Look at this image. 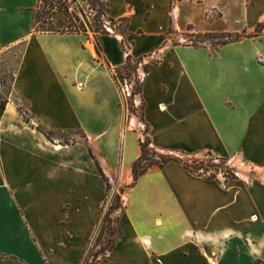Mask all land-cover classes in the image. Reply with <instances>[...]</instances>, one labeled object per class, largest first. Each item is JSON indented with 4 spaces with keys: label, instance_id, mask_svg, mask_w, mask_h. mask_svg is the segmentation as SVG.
I'll use <instances>...</instances> for the list:
<instances>
[{
    "label": "crops",
    "instance_id": "obj_1",
    "mask_svg": "<svg viewBox=\"0 0 264 264\" xmlns=\"http://www.w3.org/2000/svg\"><path fill=\"white\" fill-rule=\"evenodd\" d=\"M104 1L126 34L37 33L40 0H0V78L19 53L0 118V264L83 263L110 199L90 149L110 184L127 188L122 234L100 264H264V28L218 46L171 38L187 25L253 34L264 0H230L242 5L233 31L184 18L199 0ZM222 1L203 19L225 20ZM150 37L162 45L144 48ZM128 55L142 76L140 117L113 75ZM147 128L159 152L211 154L240 174L225 184L170 163L129 188ZM69 133L81 140L55 137Z\"/></svg>",
    "mask_w": 264,
    "mask_h": 264
},
{
    "label": "rangeland",
    "instance_id": "obj_2",
    "mask_svg": "<svg viewBox=\"0 0 264 264\" xmlns=\"http://www.w3.org/2000/svg\"><path fill=\"white\" fill-rule=\"evenodd\" d=\"M83 1L84 0H77L78 4L80 5V8H82L84 12V16L86 17V19L84 18L83 14L79 12L76 6H74V10L78 12V15L80 16L81 21L85 22V26L87 25L86 27L88 29V33H87L88 35L102 34V32L105 30L106 32H109L111 34L113 33L121 34V35L126 34V22L113 23L110 19V15L107 13H106V16H102L99 19L95 18L97 16V13L91 11L89 6H87ZM199 2L201 4L199 6L200 12H202L203 10H207L209 7H212V4H213L212 0H199ZM220 5L225 14V20L223 21L211 22L209 20H205L203 19L202 14L198 11L197 7H192V6L185 5V4L183 5V17L190 18L191 21L200 29L214 30V29L221 28V29H228L230 31L240 29L239 27L241 26L236 25L235 21L236 19L241 17V13L239 12L242 9V5H240L239 3H233L230 0L222 1ZM42 7H43V2L41 1L38 12H41ZM213 15L217 16L219 14L217 12H213ZM96 24H98L100 27L99 33H96V29H97ZM210 35L204 34V33H197L196 31H194L193 26L187 25L184 28H182L181 32H176L173 35H171V38L173 40V43L175 44L192 45L196 47L218 46L219 44L224 43L226 41V39L222 37L221 34L219 35L210 34ZM143 43H144V46H143L144 48H148V49L150 48L153 50V49H158L162 45V40L158 37H150V38L145 39ZM13 53L16 54V51H14ZM18 56H19V53L16 54V56L11 60L10 65L3 69L2 82H5L8 85H10L11 79L13 78L15 74L16 66L18 63ZM132 66L134 68L133 70L134 72L127 70V73H130L131 75L130 79H127L128 82L125 81L124 83H121L119 81V85L121 89L123 88V86L125 89H127L126 85H128L129 87L128 89L130 93L127 99L129 101L133 99L132 94L135 92V89L138 87V85H141V82L139 81L142 80V76L139 75L140 73L137 70L138 68L137 69L135 68V67H138V65L136 66L132 64ZM136 82H137V87H136ZM3 91H6V89L3 88ZM137 99H138V103L136 104L134 100L130 102L131 104H134L132 108L131 107L130 108L132 110L131 112L135 113L136 115L140 117L142 116L141 103L139 101L140 96H138ZM145 134H144V137H145ZM55 137L65 138L66 143H72V142L81 140V136L77 133L58 134ZM150 149L155 151L154 153H155L156 158L162 155L166 157H171L173 155L172 153L164 154L162 152L155 150L153 147H150ZM175 156H179V155H175ZM179 157L182 159V161L186 162L188 166L193 168L196 172L200 173L201 171H204L205 174H207V172H212L213 174L211 176H213L212 177L213 180H216L215 176H217L220 172H224L226 170L229 171V179L227 181L222 180V182H224L225 184H228L229 181L236 179L238 175L240 174L235 162L232 163L229 160L230 164H228V167H227L226 162H223V160L218 159L211 154L204 153V154H197V155H192V156H179ZM199 173L197 175L201 176ZM123 190L126 193L127 188L113 187V190L110 193V199L108 201L110 207L113 205L116 206L118 204L119 196H121L124 199V195L122 194ZM120 213L121 211H117L116 213L112 214L113 221H115V219H118ZM114 229H117V225L115 224V222L111 223V226L109 227V229L106 230L104 238L101 242H98V239H96V241L92 243V245L89 248V252L87 254V258L84 264H98L99 258H97L95 255L102 248L107 246L108 244L107 242L109 241L110 238H112V235L110 233L115 231ZM100 259H102V257Z\"/></svg>",
    "mask_w": 264,
    "mask_h": 264
},
{
    "label": "trees",
    "instance_id": "obj_3",
    "mask_svg": "<svg viewBox=\"0 0 264 264\" xmlns=\"http://www.w3.org/2000/svg\"><path fill=\"white\" fill-rule=\"evenodd\" d=\"M43 2V7L41 9V12H38L39 7L35 11L34 14V30L37 33H53V34H66V33H79V34H87L88 29L87 25L85 26V22L81 21L80 16L78 15V12L74 10V6H76L81 14L84 16V12L82 8H80V5L78 4L77 0H40ZM87 6H89L90 10L93 12L97 13V16L95 18H101L102 16H106V13L110 15V10L105 3L104 0H84L83 1ZM40 6V5H39ZM86 19V17L84 16ZM111 21L115 23V21L110 17ZM125 22V21H122ZM121 22V23H122ZM96 33H99L100 27L98 24ZM263 28L264 24H260L258 28L256 29V32L253 34H248L246 31L241 33V34H230V33H223L221 34L222 37L226 39L224 43H221L219 45H226L230 43H235L238 41H241L242 39L245 38H255L259 37L263 33ZM111 34L109 32L103 31L102 35H108ZM210 35V34H209ZM217 35V34H216ZM212 36V35H210ZM98 55L101 57V51L100 48H98ZM132 64L136 65L134 63L132 57L128 55L127 57V63L124 67L119 68L114 70L113 75L114 79L116 80V83L119 85V81L121 83H124L127 79H130L131 75L130 73H127V70H130L131 72H134V68ZM136 69L138 67H135ZM126 72V73H125ZM14 81V76L11 79L10 85L6 84L5 82H2V77L0 78V118L4 115L7 104H8V99L10 95V90H11V85L12 82ZM141 82V80L139 81ZM138 82V83H139ZM142 83V82H141ZM136 87H137V82H136ZM3 88L6 89V91H3ZM121 89V88H120ZM122 91V89H121ZM134 94L136 96L141 97V85H138V87L135 89ZM126 105L130 111L132 108V105L130 103L126 102ZM131 107V108H130ZM23 114V113H22ZM25 120L30 123L31 118L27 117V114L25 115ZM38 130L42 132L43 134L46 135V137L50 140H52V137L54 135L53 132H48L44 130L41 127H38ZM141 155L138 158V160L134 163L133 168H132V173H133V183L130 185L129 188L133 187L138 180L145 175L149 170L153 168H164L166 165L170 163H179L182 164L188 171H190L192 174L197 175L198 172H196L193 168L188 166V164L184 161L179 156H175L174 154L171 157H166V156H159L158 158L155 157V151L151 150L150 147L152 146V141L150 137L148 136V128L146 130V134L143 140H141ZM154 148V147H153ZM91 155L93 159L96 161V164L98 166L99 173L106 184L107 191L108 193H111L113 190V186L110 184V181L104 171L101 168L100 163L96 159V157L93 154V151L90 149ZM223 160V159H221ZM225 162V160H223ZM212 179V178H208ZM122 194H125V191L123 190ZM125 209L124 205V199L119 196L118 197V204L116 206H109V202H106L102 215L99 220V226H98V231L94 239L92 240L90 246L92 245L93 242L98 239V242H101L104 238V235L106 233V230L109 229L111 226V223L115 222L117 225V229H114L115 231L111 232L110 234L112 235V238L109 239L107 242V246L102 248L95 256L99 258L98 264L102 261L100 259L102 256L106 255L107 253L111 252L116 244L117 240L120 238L122 232L119 226V218L115 219L113 221L112 219V214L116 213L117 211L123 212ZM105 224V225H104ZM112 230V229H110ZM87 249L86 255L84 257V261L82 264L85 263V260L87 258V254L89 252V248Z\"/></svg>",
    "mask_w": 264,
    "mask_h": 264
},
{
    "label": "built area",
    "instance_id": "obj_4",
    "mask_svg": "<svg viewBox=\"0 0 264 264\" xmlns=\"http://www.w3.org/2000/svg\"><path fill=\"white\" fill-rule=\"evenodd\" d=\"M126 82H128V81L126 80ZM126 86H127L126 87L127 89H125L124 86L122 88V94H123V97H124L125 102L130 103V102H132L134 100L135 104L138 103V99H137L138 96H136L134 93L132 94L133 95V99H131V101H129L127 99V97H128V95H129L130 92H129V89H128L129 88L128 85H126ZM131 105L133 106L134 104H131ZM225 162H226V166L228 167V164H230V161H226L225 160ZM199 174L201 176L207 177V178H212L213 177V176H211L213 174L212 172H207V174H205L204 171H201ZM215 178L216 179L219 178L221 180L227 181L229 179V171L226 170L224 172H220L217 176H215Z\"/></svg>",
    "mask_w": 264,
    "mask_h": 264
}]
</instances>
